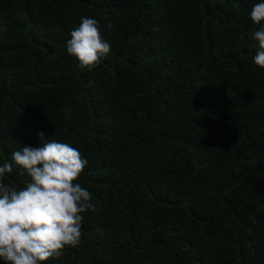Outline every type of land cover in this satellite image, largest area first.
I'll use <instances>...</instances> for the list:
<instances>
[{
  "label": "trees",
  "instance_id": "trees-1",
  "mask_svg": "<svg viewBox=\"0 0 264 264\" xmlns=\"http://www.w3.org/2000/svg\"><path fill=\"white\" fill-rule=\"evenodd\" d=\"M257 2L0 0V163L39 132L88 161L80 244L45 264H264ZM82 16L111 45L92 70Z\"/></svg>",
  "mask_w": 264,
  "mask_h": 264
},
{
  "label": "clouds",
  "instance_id": "clouds-1",
  "mask_svg": "<svg viewBox=\"0 0 264 264\" xmlns=\"http://www.w3.org/2000/svg\"><path fill=\"white\" fill-rule=\"evenodd\" d=\"M249 16L257 26L251 32L258 42L253 62L264 68V0L253 5ZM104 28L111 30L112 24L105 23ZM110 50L100 22L86 16L66 41L67 54L88 70L97 67ZM37 135L40 146L24 145L0 163V260L5 264L59 259L66 247L80 244L82 214L94 210L91 193L77 182L87 159L69 143L46 140L43 132ZM14 168L17 177H26L22 188L5 182Z\"/></svg>",
  "mask_w": 264,
  "mask_h": 264
}]
</instances>
